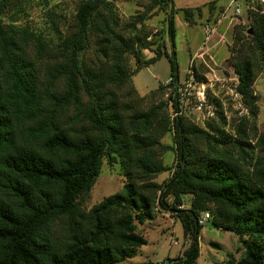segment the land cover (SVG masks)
I'll list each match as a JSON object with an SVG mask.
<instances>
[{
  "label": "trees",
  "instance_id": "trees-1",
  "mask_svg": "<svg viewBox=\"0 0 264 264\" xmlns=\"http://www.w3.org/2000/svg\"><path fill=\"white\" fill-rule=\"evenodd\" d=\"M39 5L47 21L33 27L27 21L32 0H0V264L123 262L146 243L137 224L159 210L178 219L188 242L162 264L195 263L204 212L212 226L237 236L242 252L228 264H264V138L252 145L244 118L235 124L238 139L225 132L214 97L207 95L218 122L196 125L179 108L173 13L181 11L191 25L204 6L206 23L214 24L223 5L214 13L215 0L182 8L145 0L143 11L122 19L112 0H77L69 23L56 2ZM154 8L164 16L170 54L161 31L147 38L143 23ZM246 16L247 26L232 27L225 61L255 117L251 85L257 65L264 67V13ZM142 48L153 55L141 58ZM88 51L94 54L89 63ZM162 55L167 82L138 95L131 76ZM191 70L195 81L204 80L205 67ZM166 135L170 144L164 145ZM226 143L239 148L240 161L218 149ZM166 149L174 157L170 167L159 157ZM103 159L118 163L125 181L84 208ZM164 170L169 175L156 182Z\"/></svg>",
  "mask_w": 264,
  "mask_h": 264
},
{
  "label": "rangeland",
  "instance_id": "rangeland-1",
  "mask_svg": "<svg viewBox=\"0 0 264 264\" xmlns=\"http://www.w3.org/2000/svg\"><path fill=\"white\" fill-rule=\"evenodd\" d=\"M174 8L182 7H194L203 6L211 0H171ZM240 2L244 0H238ZM42 0H32L33 7L29 10L27 21L33 25V27L44 26L47 21L45 14L46 8L43 5H39ZM49 2H56L59 5V11L67 22H70L69 12L77 0H49ZM118 15L122 19H127L131 14L137 10H144L142 4H145V0H112ZM140 3V6L138 5ZM226 0H215V8L213 12L216 13L218 6L224 5ZM50 5V4H49ZM142 5V6H141ZM203 12L200 16L195 15V23L188 25L183 20L182 12L177 10L173 13V26H174V57L177 65L178 75V101L179 108L182 113L187 116L190 121L196 125H204L207 121L218 122V117L215 113V104L209 97H214L220 103L221 110L226 119V123L223 126L225 132L231 134L235 139H238L236 133H234L235 124H237L241 118L246 119L245 135L246 139L251 142L252 145H256V139L258 136L264 138V67L260 64L257 65V74L251 85L253 95L255 96V117L249 112L248 106L242 102L241 95L237 101L232 100L229 97V90L233 89L235 81H237L236 75L232 72L231 66L226 64L225 59L229 56V47L232 43V27L234 24L241 22L242 25H248V19L246 14L242 11L238 20L232 25H228V15L232 12L233 6L231 5L223 18H220L216 24L217 31L210 38L205 41V33L202 26L206 23L207 12L203 6ZM147 18L144 20L145 29L150 30V35L147 38H151L154 33L161 31L162 41L164 43L167 54H170V41L167 33H165L166 22L162 11L158 8L152 9L150 12H146ZM233 21V22H234ZM139 25V23H137ZM223 27L225 31L223 33L224 42H216L218 34ZM219 30V31H218ZM141 58H147L153 55L151 50L140 49ZM94 54L88 51L84 55V59L88 62L93 58ZM212 57L215 65L209 59ZM89 63V62H88ZM205 67L203 73V81H195L191 66L196 68L199 65ZM127 65L130 69H134L136 66L135 59L128 55ZM226 80H223V78ZM169 78V64L166 56H161L153 63L140 67L138 71L131 76L132 83L136 89L138 95H143L150 89H154L157 85L165 84ZM236 89V86H235ZM198 91L203 94V107L207 104L212 107L213 114L209 117L201 118L200 114L193 109V105L196 103ZM166 95V93L164 94ZM207 95L209 97H207ZM179 113V112H177ZM255 136L253 139L250 137ZM169 136H163L160 142L164 145L170 144ZM202 146V145H200ZM226 155L231 156L234 159L240 161V150L236 145L226 143L223 147H219ZM257 149V146L253 147V151ZM250 155V153H249ZM161 162L170 167L174 162V157L170 149H166L159 153ZM170 170H164L160 172L154 180L161 182L169 175ZM125 181L124 176L121 174L118 163L109 164L106 159L102 160L100 170L96 176L90 190L82 199V206L89 208L91 205L100 201L104 196L119 191ZM184 205L187 203L188 196H183ZM138 231L146 239V243L141 245L137 253L123 261L114 264H138L144 262L146 264H154L157 261H165L166 257L174 258L179 256L182 250L186 247L187 241L182 237L181 226L178 219L171 217L166 211L159 210L155 216L142 224H137ZM176 242L175 244L173 242ZM199 255L194 264H228L230 259H237L241 252L237 236L235 233L216 228L212 226L208 221L202 224L198 235Z\"/></svg>",
  "mask_w": 264,
  "mask_h": 264
},
{
  "label": "built area",
  "instance_id": "built-area-1",
  "mask_svg": "<svg viewBox=\"0 0 264 264\" xmlns=\"http://www.w3.org/2000/svg\"><path fill=\"white\" fill-rule=\"evenodd\" d=\"M233 6L232 12L228 15V25L234 24L238 17L241 15L242 11L244 14H249L250 12H257V13H264V0H244L242 2L238 0H226V3L223 5V8L219 14V17L217 18L216 22L214 24L211 23H205L202 28L205 33V39L203 40V45L205 44V41L212 36L214 31L216 30V24L219 22L220 18H223V15L226 13V11L229 9L230 6ZM236 20V21H234ZM234 21V22H233ZM218 39L216 42H224L223 33H218ZM209 59L212 61L213 65H215V62L213 61L212 57L209 56ZM223 80H226L224 77ZM237 84V81L234 83L233 89L229 90V97L237 101L239 97V93L235 89V86ZM198 98L196 103L193 105V109L200 114V117L203 119L205 117H209L213 114L212 107L210 105H205L203 107V97L201 94H203L201 91H198ZM208 218V213L204 212L201 214V216L198 219L199 224H203ZM176 243L175 241L173 242ZM154 264H162L161 262L157 261Z\"/></svg>",
  "mask_w": 264,
  "mask_h": 264
},
{
  "label": "crops",
  "instance_id": "crops-1",
  "mask_svg": "<svg viewBox=\"0 0 264 264\" xmlns=\"http://www.w3.org/2000/svg\"><path fill=\"white\" fill-rule=\"evenodd\" d=\"M225 28H226V27H223V29H222L219 33L224 32V31H225ZM216 31H217V26H216ZM218 31H219V30H218ZM217 34H218V32H217Z\"/></svg>",
  "mask_w": 264,
  "mask_h": 264
}]
</instances>
